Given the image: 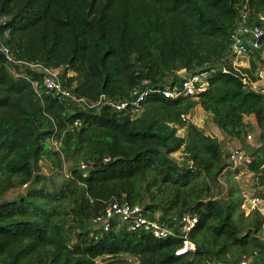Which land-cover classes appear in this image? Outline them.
I'll use <instances>...</instances> for the list:
<instances>
[{
    "label": "trees",
    "instance_id": "16d2710c",
    "mask_svg": "<svg viewBox=\"0 0 264 264\" xmlns=\"http://www.w3.org/2000/svg\"><path fill=\"white\" fill-rule=\"evenodd\" d=\"M244 4L249 23L264 28V0H0V36L15 60L0 53V264H264V215L254 208L238 222L239 169L224 171L223 142L181 119L200 105L223 136L242 142L253 115L261 142L245 148L246 170L254 189L264 187V91L241 80L264 72V39L247 67L221 70ZM38 64L89 104L164 88L181 69L212 72L194 95L149 91L134 114L54 95ZM13 189L24 191L5 198ZM261 189L253 193L263 200ZM112 199L176 232L183 213L196 214L194 249L176 255L179 235L116 223L98 233L91 219Z\"/></svg>",
    "mask_w": 264,
    "mask_h": 264
},
{
    "label": "built area",
    "instance_id": "2783aa9c",
    "mask_svg": "<svg viewBox=\"0 0 264 264\" xmlns=\"http://www.w3.org/2000/svg\"><path fill=\"white\" fill-rule=\"evenodd\" d=\"M249 11L246 4L240 9L236 24L230 33V43L226 56L221 65L222 72H229L226 64H230L235 70H238L249 65V52L259 48L264 39V28L260 24H251L248 21ZM5 21L4 17H0V22ZM0 53L9 61L15 62L11 56L8 46L4 43L0 36ZM43 72V84L45 88L51 91L54 95L62 98H71L76 101H83L87 106L92 107L99 104H110L115 110H123L130 108L132 113H138L142 109V102L149 91L160 92L163 96L168 98H176L183 95H194L206 89L208 85V77L212 70L202 69L193 73H184L183 76H178L176 83H170L164 88H135L132 91V99L123 100L119 102H112L105 97L92 104L87 103L83 98H75L71 90L63 86L58 73L55 69H50L40 64L37 65ZM185 71V70H184ZM259 79L257 81H249L245 76L241 77L242 82L247 88L264 91V72L262 69L258 71ZM261 81L263 84L258 85ZM181 119L184 121L191 120L190 114H182ZM246 139H251V135L247 134ZM55 145L59 144L54 143ZM178 160L181 159L179 154H175ZM251 154L247 149L235 146L228 151L229 165L224 171H235L236 169H246V166L251 162ZM81 168L85 165L81 164ZM238 170V171H239ZM26 184L23 185L25 187ZM260 197L254 195L253 191L245 201L251 209L259 208L258 203ZM92 225L98 233H103L112 228L114 223L123 225L128 231L142 230L148 232L154 238H168L177 236L183 238V243L175 250L176 255L187 253L189 250L194 249V244L188 239L189 233L198 222L197 215L191 212L183 213L177 223L178 231L176 232L173 227L161 224L156 219L150 218L143 213V208L139 204H130L128 202H119L116 199L109 200L104 207L102 213L94 216L91 219ZM96 237V236H95ZM245 264V260H242Z\"/></svg>",
    "mask_w": 264,
    "mask_h": 264
},
{
    "label": "rangeland",
    "instance_id": "374dc122",
    "mask_svg": "<svg viewBox=\"0 0 264 264\" xmlns=\"http://www.w3.org/2000/svg\"><path fill=\"white\" fill-rule=\"evenodd\" d=\"M200 109V108H199ZM198 108H194V110L192 111L194 113V116L191 114V119L196 123V125L199 128H202L207 134H210L212 136H216L217 138H219L222 142H223V152L224 154H226L230 148L235 147V146H239L242 148H246L248 145H250V143L248 142V139H244L242 142H238L235 139H231V138H226L225 136H223V134L214 126L212 119H211V115L209 113L204 112L203 110H199ZM256 130L258 131L256 134L253 133V131H251V129H249V132L252 135L251 141L256 143V142H261L260 136H259V129L256 128ZM179 135H183L185 133L184 128H180L177 132ZM250 140V139H249ZM230 147V148H229ZM178 154V153H176ZM44 170L47 172L48 171V165L45 164L44 165ZM242 170V174H240L239 178H235L238 186L241 189V192L243 194L244 200H243V204L242 206H244L245 208V213L242 217L238 216V222L239 224H241L242 226H245L246 224V219L249 217V213L251 208L248 207L246 201H245V197L249 196L251 194L250 188L255 187L256 185L252 184V180L253 179H247V170L245 169H241ZM261 189V188H260ZM259 188L255 189L256 190H260ZM264 190V187L261 189V191ZM24 191V189H13L8 191L4 197L7 199H11L14 198L17 194L22 193ZM254 192V191H253ZM258 207L257 210H259L263 215H264V199L260 200V202L258 203ZM256 235L264 240V223L261 225L260 229L258 232H256ZM243 260H245V264H249L250 262V258H244ZM242 260L240 261V264ZM104 263V260L102 258H98L97 260V264H101Z\"/></svg>",
    "mask_w": 264,
    "mask_h": 264
},
{
    "label": "crops",
    "instance_id": "0c3cea01",
    "mask_svg": "<svg viewBox=\"0 0 264 264\" xmlns=\"http://www.w3.org/2000/svg\"><path fill=\"white\" fill-rule=\"evenodd\" d=\"M184 73H185V71H184V69H181V70H179L176 74L179 76H183L184 75ZM261 84H263V82H261V81H259L258 82V85H261ZM196 108H200L199 110H203L202 108H201V106L200 105H197L196 106ZM192 115L194 116V113L192 112ZM244 120H245V122L248 124V132H247V134H250L251 135V133L249 132V129H251V131H253V133H257L258 131L256 130V128H257V126H256V121H255V118H254V116L253 115H247V116H245L244 117ZM251 138H252V135H251ZM248 142L250 143V145H256V144H259L260 142H256V143H254V142H252L251 141V139L250 140H248ZM230 148V147H229ZM242 169V168H241ZM245 170V169H244ZM240 174H242V170H239L235 175H234V177L235 178H239L240 177ZM246 174H247V179L249 180V179H253L252 180V184L254 185V181H255V179H254V176H253V174L251 173V172H246ZM255 189H254V187H252V188H250V191H254Z\"/></svg>",
    "mask_w": 264,
    "mask_h": 264
}]
</instances>
